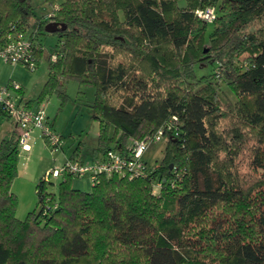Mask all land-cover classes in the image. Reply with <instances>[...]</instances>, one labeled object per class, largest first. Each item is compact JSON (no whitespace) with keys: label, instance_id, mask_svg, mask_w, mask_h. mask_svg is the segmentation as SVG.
<instances>
[{"label":"trees","instance_id":"trees-1","mask_svg":"<svg viewBox=\"0 0 264 264\" xmlns=\"http://www.w3.org/2000/svg\"><path fill=\"white\" fill-rule=\"evenodd\" d=\"M52 10L42 19L31 0H0V44L11 28L45 35L50 21L66 25L52 33L34 102L66 97L74 79L93 90V161L158 128L165 150L154 163L142 157V175L100 174L88 190L65 175L49 191L44 172L38 209L20 220L12 131L0 141V264H264V0H63ZM218 80L235 102L222 101Z\"/></svg>","mask_w":264,"mask_h":264},{"label":"rangeland","instance_id":"rangeland-1","mask_svg":"<svg viewBox=\"0 0 264 264\" xmlns=\"http://www.w3.org/2000/svg\"><path fill=\"white\" fill-rule=\"evenodd\" d=\"M52 1V4H50L49 1L45 0H31L35 16H42V19L48 18V14L53 11L52 5L54 7L55 5L60 4L63 0ZM179 4H184V1H180ZM207 10L211 9H197V16L205 22H207V20L201 15H203V13ZM34 23L35 19L33 18L31 20L32 26ZM258 25L259 24H254V27H258ZM30 31H32V27L25 30V33L29 35ZM36 35L43 42L44 50L39 56V61L37 62L35 69L27 68L20 63L8 62L2 59L0 60L12 66V70L14 69V81L21 84L23 96L27 100H32L29 105L33 106L38 104V107L44 106L43 110L50 120L51 127L58 134H62V141L64 142V145L63 149L52 150L46 145L45 140L42 137L41 139L35 138V143L32 142L33 151L30 155L29 161V165L32 170V177L31 174L25 176L23 172L19 173L23 162L22 154L23 152H27L19 146L17 175L12 182L11 190L16 197V217L20 220L24 219L28 212L33 209H38L36 194L37 182H35V180L29 181V177L35 178L38 173L43 172L45 169L47 171L54 167H60L66 159H69L74 155V152L76 153L74 157L82 159L84 164H92V153L97 145V135L100 129L99 120L93 118L91 108L88 106L89 102L93 99V90L87 87L79 88L77 81L74 79L68 80L65 84L66 97L60 98L56 93H53L45 96L40 103L36 104V102H34L39 95L49 72L47 55L58 39V35L52 33H46L45 35L36 33ZM208 46V44L205 46V52L208 51ZM118 56L120 60L125 61L126 57L124 55ZM198 72H206L209 74L219 72V69L218 67L204 66ZM218 84L221 90L220 95L222 101L226 102L227 100H230L235 102L236 98L226 84L221 80H218ZM79 89L82 93L78 92ZM117 96L118 94L113 95V99L116 100ZM230 125V119L226 118L220 121L219 127L221 130H224ZM165 140L166 137H163L159 142L150 143L148 146L144 156L148 159V161H150V163L159 161L162 157L165 150ZM247 141L248 144H252L254 142L252 138H249ZM63 153L67 154V158L64 157ZM249 154V147H247L240 154L239 159L241 160L238 161L239 166L242 167L240 168L241 173L246 175L250 170L246 161ZM253 173L256 174L255 172H252V174ZM61 179L62 178L53 179V185H50L48 190L56 192ZM72 185L83 190L91 188V182L88 176H84L82 178L74 177L72 179Z\"/></svg>","mask_w":264,"mask_h":264},{"label":"built area","instance_id":"built-area-1","mask_svg":"<svg viewBox=\"0 0 264 264\" xmlns=\"http://www.w3.org/2000/svg\"><path fill=\"white\" fill-rule=\"evenodd\" d=\"M196 14H198L197 11ZM51 15L52 13L48 14L49 17ZM201 16L209 22L213 21L215 13L211 9L204 12ZM43 46L36 32L28 36L25 31L11 28L5 35L2 44H0V59L20 63L27 68L35 69L38 62V51L44 50ZM56 58L57 54L54 53L50 59L55 61ZM20 90L21 85L13 81L0 86V111L12 118L19 128V146L21 149L29 150L26 142L30 132L34 129L40 131V136L52 150L61 149L63 146L62 136L51 127L50 120L46 116L43 107H28L26 104L18 102V96L14 97L12 95V92ZM164 136L163 129L158 128L149 132L142 139L133 140L128 144L125 153L108 149L102 157L89 165L78 160L66 159L60 167L47 170L45 179L53 180L62 178L65 175H72L78 178L88 176L90 182L94 184L100 174L140 176L144 173L141 159L145 151L150 143L159 142Z\"/></svg>","mask_w":264,"mask_h":264},{"label":"crops","instance_id":"crops-1","mask_svg":"<svg viewBox=\"0 0 264 264\" xmlns=\"http://www.w3.org/2000/svg\"><path fill=\"white\" fill-rule=\"evenodd\" d=\"M11 81L17 82V81H14V69L12 70V66H10L8 63H5V62L0 60V86L5 85V84H7L8 82H11ZM18 84H20V83L18 82ZM12 95L14 97L18 96V102L20 101L21 103L26 104V106H28V107H32V108L38 107L37 103H36L37 105H33V106H30L29 104H27V101H30V100H27L23 96L22 86H21V90L20 91L12 92ZM43 108H44V106H43ZM14 130L17 131L18 133L20 132L19 128L16 126L15 121L12 118L8 117L7 115H0V141L3 138L8 137L11 134V132L14 131ZM60 135L62 136V134H60ZM35 138L36 139L37 138L41 139L40 131L38 129H34V130H32L30 132L29 138H28V140L26 142L27 145L29 146V150H27V152H23V154H22L23 155L22 156L23 162H22V166L20 168L19 173L23 172V174L25 176H27L28 174L29 175L31 174V177H32V170L30 168L29 161H30V155H31V153L33 151L32 142L35 143ZM62 149H63V146H62ZM64 157L67 158V154H64ZM81 162H83L82 159H81ZM44 172H46V169L43 172L38 173L35 176V178L29 177L30 178L29 181H31V180L34 181L35 180V182H37L39 177Z\"/></svg>","mask_w":264,"mask_h":264},{"label":"water","instance_id":"water-1","mask_svg":"<svg viewBox=\"0 0 264 264\" xmlns=\"http://www.w3.org/2000/svg\"><path fill=\"white\" fill-rule=\"evenodd\" d=\"M65 28H66L65 24H62L56 21H50L45 25L44 31L46 33H55L59 31H63Z\"/></svg>","mask_w":264,"mask_h":264}]
</instances>
